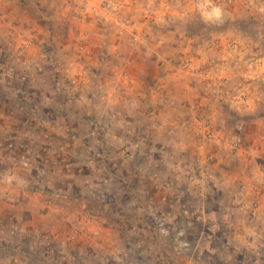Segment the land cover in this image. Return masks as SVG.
Here are the masks:
<instances>
[{
    "label": "rangeland",
    "instance_id": "374dc122",
    "mask_svg": "<svg viewBox=\"0 0 264 264\" xmlns=\"http://www.w3.org/2000/svg\"><path fill=\"white\" fill-rule=\"evenodd\" d=\"M245 1L0 0V264H264Z\"/></svg>",
    "mask_w": 264,
    "mask_h": 264
},
{
    "label": "crops",
    "instance_id": "0c3cea01",
    "mask_svg": "<svg viewBox=\"0 0 264 264\" xmlns=\"http://www.w3.org/2000/svg\"><path fill=\"white\" fill-rule=\"evenodd\" d=\"M248 3L246 4V5H249L250 6V1L248 0L247 1ZM256 7L254 8L255 10H258L259 11V13H260V18H261V21H263V23H264V1L263 2H261L260 3V5H255ZM249 8H251V7H249ZM245 10H247L248 8H244ZM259 39V38H258ZM235 48V46L233 47V48H231L232 50ZM231 50V51H232ZM245 57L246 56H248L247 54H245L244 55ZM252 57H253V59L255 60V63L257 64V66H258V69H257V71L255 72V73H253V74H257V75H262V76H264V51L263 50H261V49H259L255 54H252L251 55ZM247 58V57H246ZM136 85L137 86H139V83H137L136 82ZM157 87H158V89H160V87H163V89L162 90H165L166 89V85L164 84V86H162V84L159 82L158 84H157ZM150 89V88H149ZM244 94H242V93H240L238 96H243ZM237 96V97H238ZM245 96V95H244ZM165 97V96H164ZM236 97V98H237ZM236 100V99H235ZM234 100V101H235ZM233 101V102H234ZM247 97L245 96V101H244V104H247ZM169 102L167 101V100H165V99H163L162 101H161V104H163V105H166V104H168ZM159 105V104H158ZM159 107H163L162 105H159ZM150 111V110H149ZM160 117V116H159ZM157 118V117H156ZM135 121L136 122H138V121H140V122H142V120H137V117H135ZM155 123L156 124H160L161 126H163L164 124H166L165 122H164V120H163V116H161L160 118H157V119H155ZM166 128H167V126H165ZM144 128H147V126H145Z\"/></svg>",
    "mask_w": 264,
    "mask_h": 264
},
{
    "label": "built area",
    "instance_id": "2783aa9c",
    "mask_svg": "<svg viewBox=\"0 0 264 264\" xmlns=\"http://www.w3.org/2000/svg\"><path fill=\"white\" fill-rule=\"evenodd\" d=\"M247 3L248 2L245 1V5ZM244 101H245V96L244 95L243 96H238L236 98V100L232 103V105H233V107H237L239 104H244ZM196 131H197V134L200 137V139L210 140V139L213 138V134H212L210 125L204 120H199L196 123ZM230 147H231L232 150L236 151L237 148H238V143L237 142H231ZM253 207H255V204L253 202L243 204V208L246 209V210H249V209L252 210Z\"/></svg>",
    "mask_w": 264,
    "mask_h": 264
},
{
    "label": "clouds",
    "instance_id": "9594fccd",
    "mask_svg": "<svg viewBox=\"0 0 264 264\" xmlns=\"http://www.w3.org/2000/svg\"><path fill=\"white\" fill-rule=\"evenodd\" d=\"M206 2H207V0H206ZM204 15L207 19H211L212 17H216L218 19L221 15V12H220V9L213 8L211 10V12H205Z\"/></svg>",
    "mask_w": 264,
    "mask_h": 264
}]
</instances>
